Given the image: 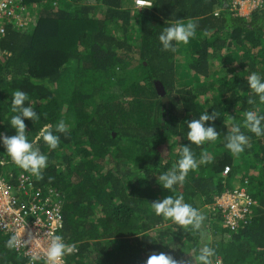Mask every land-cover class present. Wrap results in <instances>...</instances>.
<instances>
[{
    "label": "trees",
    "instance_id": "trees-1",
    "mask_svg": "<svg viewBox=\"0 0 264 264\" xmlns=\"http://www.w3.org/2000/svg\"><path fill=\"white\" fill-rule=\"evenodd\" d=\"M21 0L27 25L7 20L0 39V132L14 133L11 94L28 95L39 120L25 119L26 136L48 157L42 178L20 168L0 145V173L19 201L38 190L62 195L61 235L75 245L67 264H144L163 253L170 264H264V136L244 127V114H264V102L246 77L264 75V0L249 15L233 11L235 0ZM150 6V7H147ZM193 23L188 44L165 51L164 27ZM165 88L168 100L158 92ZM254 102L249 103V99ZM215 111L219 135L197 146L187 121ZM67 131L56 149L36 140L46 124ZM248 136L245 151L225 147L233 123ZM184 146L199 161L174 190L158 183ZM225 168H229L224 175ZM34 190L26 192L22 180ZM246 187L256 200L247 223L224 225L216 197ZM182 195L204 220L198 229L157 216L151 202ZM0 231V264H44L13 248Z\"/></svg>",
    "mask_w": 264,
    "mask_h": 264
},
{
    "label": "clouds",
    "instance_id": "clouds-1",
    "mask_svg": "<svg viewBox=\"0 0 264 264\" xmlns=\"http://www.w3.org/2000/svg\"><path fill=\"white\" fill-rule=\"evenodd\" d=\"M143 0H140V4H145ZM150 7V6H147ZM196 26L193 23H174L167 27H164L159 34V41L163 50L175 51V43L188 44L190 39L195 36ZM1 55L3 52L0 49ZM247 87L250 88L253 93L259 97L260 101L264 102V75L256 72H252L246 77ZM28 100V95L22 90H16L11 94V106L12 111L16 113L10 119V127L14 130V133L7 135L4 132H0V145L11 156L12 160L22 169L30 171L37 178H42V170L47 167L48 157L43 154L39 148L34 147L35 141H30L26 136V123L25 119L32 122L39 120L40 114L35 110L32 105H25ZM249 103L254 101L250 98ZM218 114L213 110L212 112L205 111L199 116V118L191 119L187 121V139L191 143L197 146L203 144L206 141H215L219 135L217 126L214 121L218 118ZM244 127L254 133L256 136H264V114H259L256 111H247L244 114ZM67 131L63 121L53 127L52 125H44L36 137V140L43 139L50 149H56L60 142V137L56 133H62ZM249 138L241 131V124L234 122L232 125L231 133L226 137L225 147L232 154L239 155L245 151L248 146ZM210 157L207 153H201L199 161L195 157L194 153L188 146H184L179 154L178 161L173 164L171 169L163 172L158 177L159 185L166 190H174V186L184 182L188 172L196 169L199 164L207 163L210 161ZM225 168L223 171L224 175ZM237 188H245L242 185H237ZM229 190L223 192L216 197L217 199L225 193L233 192ZM256 202V200H255ZM152 207L157 216H163L165 218L172 219L176 224L181 226L191 225L193 228L198 229L201 222L204 220V216L192 205L184 202L182 195H167L163 199H157L151 202ZM215 208L221 210L225 215L222 208L218 203ZM251 213L253 212L252 206ZM249 219L246 218L244 223H247ZM240 224V223H239ZM225 225V219H224ZM226 226V225H225ZM239 226V225H238ZM15 238H13L14 240ZM13 241H10V245ZM75 245H68L64 242L63 238L59 235H55L51 239V243L47 249L46 255L53 262L58 264V261L66 254L72 253ZM78 250V249H77ZM213 254L212 249L205 246L201 249V253L198 260L202 264H209L208 257ZM67 256V255H66ZM38 259L37 256H33L32 260ZM218 261H221L220 259ZM217 261V263H218ZM222 262V261H221ZM216 263V264H217ZM144 264H170V258L163 253H153L147 257ZM223 264V263H222Z\"/></svg>",
    "mask_w": 264,
    "mask_h": 264
},
{
    "label": "built area",
    "instance_id": "built-area-1",
    "mask_svg": "<svg viewBox=\"0 0 264 264\" xmlns=\"http://www.w3.org/2000/svg\"><path fill=\"white\" fill-rule=\"evenodd\" d=\"M20 2L21 0H0V39L6 35L7 20L15 22L16 25H27L28 11ZM227 171L228 169L225 173ZM21 187L28 188V193L31 189L34 190L33 183H25L24 179ZM39 191L34 193L35 196L30 202L19 201L12 185L0 173V231L10 233L15 238L13 248L31 261L35 255L38 257L35 261L42 260L44 264H53L46 252L53 236L62 237L60 232L64 226L63 200L59 197L62 194L51 190L44 198ZM217 203L225 213V225L234 229L241 221L245 222L247 214L252 211L250 207L256 202L245 188H237L220 196ZM76 251L77 248L74 247L72 252ZM67 254L58 264H67ZM217 264L222 262L218 261Z\"/></svg>",
    "mask_w": 264,
    "mask_h": 264
},
{
    "label": "rangeland",
    "instance_id": "rangeland-1",
    "mask_svg": "<svg viewBox=\"0 0 264 264\" xmlns=\"http://www.w3.org/2000/svg\"><path fill=\"white\" fill-rule=\"evenodd\" d=\"M140 4V0H135ZM260 0H235L232 2V9L234 12L240 15H249L259 4Z\"/></svg>",
    "mask_w": 264,
    "mask_h": 264
},
{
    "label": "water",
    "instance_id": "water-1",
    "mask_svg": "<svg viewBox=\"0 0 264 264\" xmlns=\"http://www.w3.org/2000/svg\"><path fill=\"white\" fill-rule=\"evenodd\" d=\"M157 89H158V92L163 96L162 98L163 102L167 101L168 97L165 96V92H166L165 88L159 81L157 82Z\"/></svg>",
    "mask_w": 264,
    "mask_h": 264
},
{
    "label": "bare ground",
    "instance_id": "bare-ground-1",
    "mask_svg": "<svg viewBox=\"0 0 264 264\" xmlns=\"http://www.w3.org/2000/svg\"><path fill=\"white\" fill-rule=\"evenodd\" d=\"M243 1H246V0H243Z\"/></svg>",
    "mask_w": 264,
    "mask_h": 264
}]
</instances>
